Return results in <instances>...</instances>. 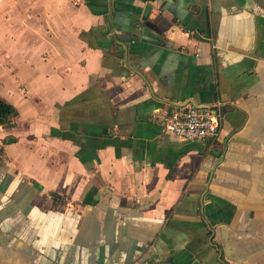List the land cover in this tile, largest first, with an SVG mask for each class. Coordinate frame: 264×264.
Masks as SVG:
<instances>
[{
	"label": "crops",
	"instance_id": "1",
	"mask_svg": "<svg viewBox=\"0 0 264 264\" xmlns=\"http://www.w3.org/2000/svg\"><path fill=\"white\" fill-rule=\"evenodd\" d=\"M5 48L0 264H264V0H0Z\"/></svg>",
	"mask_w": 264,
	"mask_h": 264
},
{
	"label": "built area",
	"instance_id": "2",
	"mask_svg": "<svg viewBox=\"0 0 264 264\" xmlns=\"http://www.w3.org/2000/svg\"><path fill=\"white\" fill-rule=\"evenodd\" d=\"M221 127V112L210 107H198L193 104H187L172 111L165 123L166 131L187 141H203L214 138L219 134Z\"/></svg>",
	"mask_w": 264,
	"mask_h": 264
},
{
	"label": "rangeland",
	"instance_id": "3",
	"mask_svg": "<svg viewBox=\"0 0 264 264\" xmlns=\"http://www.w3.org/2000/svg\"><path fill=\"white\" fill-rule=\"evenodd\" d=\"M2 53H0V68H1V71H7L9 69V49L8 48H5V49H1ZM5 69V70H4ZM5 82H7L6 84H4ZM8 80L7 78H4L3 79V84H2V94H1V97L3 98H6L7 100H10V99H15L14 96H12L10 94V90L8 89Z\"/></svg>",
	"mask_w": 264,
	"mask_h": 264
},
{
	"label": "trees",
	"instance_id": "4",
	"mask_svg": "<svg viewBox=\"0 0 264 264\" xmlns=\"http://www.w3.org/2000/svg\"><path fill=\"white\" fill-rule=\"evenodd\" d=\"M17 113V108L11 102L0 97V125L10 123Z\"/></svg>",
	"mask_w": 264,
	"mask_h": 264
},
{
	"label": "water",
	"instance_id": "5",
	"mask_svg": "<svg viewBox=\"0 0 264 264\" xmlns=\"http://www.w3.org/2000/svg\"><path fill=\"white\" fill-rule=\"evenodd\" d=\"M190 103L195 105V106H198V107H210V108H212V106H209V105L199 104L193 99H189V100L183 101V102L178 103V104H179V106H185V105L190 104ZM192 142L194 143V142H197V141H192ZM146 264H177V263L172 261V260H153V261H150V262H148Z\"/></svg>",
	"mask_w": 264,
	"mask_h": 264
}]
</instances>
